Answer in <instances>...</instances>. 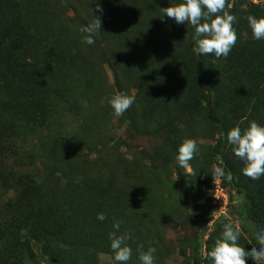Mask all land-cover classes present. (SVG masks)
<instances>
[{"label": "rangeland", "instance_id": "rangeland-1", "mask_svg": "<svg viewBox=\"0 0 264 264\" xmlns=\"http://www.w3.org/2000/svg\"><path fill=\"white\" fill-rule=\"evenodd\" d=\"M180 2L0 0V264H43L44 254L56 264H76L75 260H64L65 252L59 250L62 237L54 235L56 230L43 233L37 229L39 219L34 207L39 195L32 173L41 171L43 163L48 167L44 160L55 148L60 131H74L91 121L100 126L99 114L103 121L109 119L111 129L104 146L97 150L98 160L107 165V175L112 179L121 177V181L132 184L131 210L148 203L143 192L161 202L157 221L149 212L135 209L141 212L144 225L139 229V218L133 222L137 232H132L128 241L133 250L129 264H140L135 251L141 245L145 251L156 248V264H213L208 252L228 223L239 230V244L245 251L251 253L253 247H260L256 235L264 225L242 214L241 198L232 186L234 180L253 179L243 174L245 163L234 155L227 133L237 125L247 130L252 122L264 126L258 120L264 116V40H254L243 32L242 38L249 35V48L243 46L245 36L234 48L240 49L250 63L248 74H222L218 64L211 67L198 61L214 54H196L195 28L190 23L177 25L163 17V8ZM97 3L103 8V32L95 37L93 45L84 43L82 36L80 49L92 67L108 59L116 61L117 73L125 77V83L145 92L141 102L134 104L138 111L134 108L136 111L116 117L105 102L95 120L94 114H89L93 101L87 95L66 93L73 90L72 84L65 83L72 76L63 78L66 68L55 71L49 66L53 41L38 51L36 42L26 37H36L44 4L54 5L56 20L66 18L60 25L70 38L69 29L88 25L94 15H99ZM228 7L235 9L234 27L238 31L243 28L244 17L257 9L264 11V0H228ZM72 45L77 48L78 42ZM33 58L42 60L45 68ZM105 68L111 97L117 91L106 64ZM95 107L98 111L100 102ZM131 113L137 114L131 118ZM185 139L196 140L200 149L190 162L191 171L176 162ZM91 150L93 154L94 148ZM214 167L223 168L225 176L213 179ZM142 184L143 192L138 193L135 187ZM8 188L13 191L5 192ZM35 218V228L22 226ZM77 220L71 229L82 231L85 220ZM97 263L116 264L110 253L101 251ZM249 264H255L251 257Z\"/></svg>", "mask_w": 264, "mask_h": 264}, {"label": "trees", "instance_id": "trees-1", "mask_svg": "<svg viewBox=\"0 0 264 264\" xmlns=\"http://www.w3.org/2000/svg\"><path fill=\"white\" fill-rule=\"evenodd\" d=\"M53 6V4H44L45 11L37 21L36 37L28 36L26 38L36 42L34 46L35 50L38 51H43L44 47L53 41V50L48 52L50 53L49 66L55 71L66 68V75L63 78L72 76L65 83L72 84L73 87L71 88L73 90L68 92L65 90L66 93L73 92L76 94L78 91L80 94L87 95L93 101L90 104L91 107L88 108L89 114L93 113L96 120V115L99 111H102L106 102L105 98H110L106 64L112 73L115 90L135 95V103L139 104L145 89L127 85L125 77L118 75L115 68L118 63L114 60L108 59L105 63L99 62V64L92 67L86 53L80 49L82 36L84 37L79 31L80 28L75 25L72 30L69 29L70 38H67L64 29L60 25L66 18L62 16L61 21L56 20L57 15L53 16L52 13ZM35 8L34 11L37 10V6ZM227 10L233 15L236 13L233 7H228ZM253 15L257 18L264 17V11L254 10ZM248 17L242 19L243 28L237 31V40H244L245 36L243 46L246 49L249 48L248 36L252 35ZM103 25L104 22L102 21ZM57 27L60 33L55 30ZM47 32L49 36H46ZM243 32L249 35L244 34L242 38L241 34L243 35ZM76 42H78L77 48L72 45ZM243 46L239 47L242 48ZM262 46L264 48V44ZM239 51L240 49L233 48L227 58H216L215 55H209L201 57L198 61L200 63L208 62L211 67L218 64L222 74L241 72L245 76V74H248L246 69L250 66V63ZM33 61L45 68L42 65V60L39 61L33 58ZM115 62L116 65H114ZM41 66L39 68L44 69ZM74 78H76V81H72ZM71 96H73L72 93ZM99 102L100 109L96 111L95 106ZM134 104L125 113L138 111L139 109ZM261 112L264 113V108ZM139 113L142 114V112ZM136 114L131 113L129 117L134 118ZM97 120L101 123L100 126L96 121L95 124L91 121L90 123H82L74 131H60L61 134L55 148L48 152L44 160L48 167H45L43 163L41 171L35 169L32 173L34 183L38 186L36 195H39L38 203L34 207V211L37 213L36 218L39 219L37 229H42L43 233H52L56 230L57 233L54 235L62 237L59 250L62 249L65 252L64 260H75L76 264H98L97 254L100 251L110 253L114 259V253L110 247L111 241L109 240V233L115 231L112 226L114 222H120L121 225L120 231L116 233L117 235H123L125 232L131 234L137 232L135 230L136 224L133 225V222L136 223L138 218V222H140V224L137 223L140 226L139 229H142L141 225H144L139 211L149 212L155 221L160 216H157V214L160 212L158 208L161 202L154 195L142 191L141 187L145 186L144 184L136 185L135 188L138 193L143 192L144 197L148 198V203L134 206L132 211L129 206V199L131 200L129 194L132 192L130 188L132 184L127 180L121 181V177L116 180L107 175L109 172L107 165L98 160L99 152L97 150L104 146L111 125L109 119L103 121L100 114ZM258 120L264 123V116H259ZM245 121H247V118ZM91 148H94L93 154ZM86 153L89 154L85 155ZM178 177L182 176L178 175ZM232 186L241 198L242 214L253 217L257 219L259 224L261 223L260 225H264V179L246 180V178H243L238 181L234 180ZM4 191H13V188L4 189ZM152 191L154 190L152 189ZM9 200L12 203L11 199ZM135 209L139 211L137 212ZM99 213H104L107 219L103 222L99 221L97 219ZM78 216H80V219L77 220ZM36 218L34 221L26 222L22 226L35 228L34 224L38 221ZM83 219L85 220L81 225L83 232L75 228L71 229L76 220L78 222ZM155 230L157 236H161L160 231L156 228ZM135 252L138 253L137 250ZM136 256H139V254ZM52 262L53 258L44 254L42 263L52 264ZM53 264H56V261ZM58 264L60 263L58 262Z\"/></svg>", "mask_w": 264, "mask_h": 264}, {"label": "clouds", "instance_id": "clouds-1", "mask_svg": "<svg viewBox=\"0 0 264 264\" xmlns=\"http://www.w3.org/2000/svg\"><path fill=\"white\" fill-rule=\"evenodd\" d=\"M228 0H181L175 6L163 8L164 16L172 19L175 24H191L195 28L193 39L194 51L198 55L214 54L216 58H227L235 47L238 35L234 25L236 17L228 10ZM93 11V10H92ZM94 20L80 28L86 34L84 43L95 44V37L103 32V8L96 4ZM248 24L254 40H264V17L254 15L248 17ZM113 109L116 117L123 116L135 103V95L127 92H116L110 98H105ZM227 142L233 146L234 155L244 163L243 174L253 180L264 178V126L252 122L247 130H241L239 125L227 133ZM200 149L194 139H185L178 148L176 162L179 167L192 170L191 161L199 155ZM219 159V157H218ZM225 176L221 167H214L213 179ZM229 181L231 174L227 175ZM97 219L101 222L107 219L104 213H99ZM114 232L109 233L110 247L114 253L116 264H129L133 250L127 241L132 239L130 233L117 235L120 231V222L113 223ZM240 232L231 223L223 226L221 236L216 240L214 248L208 252V258L213 264H249V257L255 264H264V228L258 230L256 239L260 247H253L251 253L240 246ZM140 264H156V248L149 247L146 251L141 245L138 249Z\"/></svg>", "mask_w": 264, "mask_h": 264}]
</instances>
